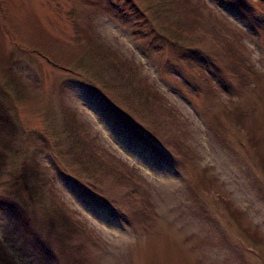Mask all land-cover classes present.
I'll return each instance as SVG.
<instances>
[{"label":"rangeland","instance_id":"1","mask_svg":"<svg viewBox=\"0 0 264 264\" xmlns=\"http://www.w3.org/2000/svg\"><path fill=\"white\" fill-rule=\"evenodd\" d=\"M0 264H264V0H0Z\"/></svg>","mask_w":264,"mask_h":264}]
</instances>
